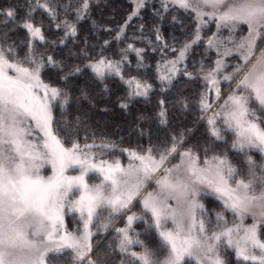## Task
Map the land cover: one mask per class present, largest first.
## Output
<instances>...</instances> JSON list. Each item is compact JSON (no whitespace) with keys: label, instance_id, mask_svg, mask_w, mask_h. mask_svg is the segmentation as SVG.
Instances as JSON below:
<instances>
[{"label":"snow or ice","instance_id":"snow-or-ice-1","mask_svg":"<svg viewBox=\"0 0 264 264\" xmlns=\"http://www.w3.org/2000/svg\"><path fill=\"white\" fill-rule=\"evenodd\" d=\"M133 3L135 7L114 37L116 40L145 6V0ZM161 6L164 11L177 6L194 14L193 38L179 48L169 49L174 57L158 62L156 78L169 87L180 75L203 82L198 106L201 113L211 112V116L200 118L207 124L208 138L202 149L196 146L180 151L185 144L183 134L173 135L169 143L159 147L139 149L117 148L114 142H107V136H100L98 143L94 131L91 142H87V115L70 118L73 88L77 85L69 87V82L85 69L94 82L118 78L126 88L118 107L127 111L132 100L147 97L153 88L136 76L125 78L122 67L127 52H135L142 60L145 50L128 44L121 50L120 60L100 54L86 64L68 67L53 55L37 53V42L48 41L43 25L34 23V13L42 9L50 19H56L53 0L30 2L22 23L16 22L14 9L0 10L4 18L0 23L5 26L0 35V264H53V258H59L65 250L72 253L73 264H111L108 257L113 254L120 255V264H183L186 257L195 259L196 264H231L224 255L227 249L244 264H264V240L257 232V225H264V50L256 55L258 41L264 40V0H196L195 4L193 0H161ZM64 7L80 20L87 14L90 0H79L74 9L71 4ZM209 21H215L217 32L208 38L206 47L216 51L217 59L210 67L201 60L194 74L182 65L193 46L202 41L200 31ZM9 24L12 29L7 28ZM241 24L247 25L248 36L237 43L231 34ZM56 27L64 29V38L52 42V46L63 45L65 38L77 35L75 23L65 20ZM225 28L234 47L221 52L225 42L218 34ZM16 29L26 33L23 55L20 46L9 43L7 32ZM155 32V39L167 48L160 29ZM109 43L104 41L102 47ZM233 51L242 54L244 65H235L225 74L228 66L224 58ZM45 68L58 70V80L64 86L46 82L42 78ZM222 82H229V92H222ZM103 91H108L106 84ZM212 91L216 99L209 102ZM79 93V99H88L84 87H79ZM178 102L187 107L186 101ZM158 105L157 116L165 124L166 101L160 100ZM81 131L85 132L84 143L80 142ZM224 133L233 137L229 150L239 157L235 165L227 153L212 152L217 142L227 143ZM114 151L126 153L128 164H122L119 158H104ZM253 154H259L261 161L257 162ZM176 155L180 162L168 167ZM45 165L51 166L52 175H41ZM76 170L78 175L67 174ZM242 171L247 178L236 179ZM90 174L98 175L99 182L89 183ZM150 184H154L153 191H147ZM207 190L240 222L228 226L221 213L211 212L200 203L198 198ZM136 201L141 203L143 215L131 212ZM66 212L78 213L83 227L67 231ZM257 215L262 219L257 220ZM246 216H251L254 223L246 226ZM113 217L124 220L125 225L113 229L117 241L104 250V255H97L93 237L107 230ZM213 217L217 230L210 231ZM137 222L145 225L143 231L136 230ZM168 222L173 225L170 229L166 228ZM149 235L159 238L155 249L149 246ZM134 247L141 251L132 250ZM157 251L164 252L163 259L157 257Z\"/></svg>","mask_w":264,"mask_h":264},{"label":"trees","instance_id":"trees-1","mask_svg":"<svg viewBox=\"0 0 264 264\" xmlns=\"http://www.w3.org/2000/svg\"><path fill=\"white\" fill-rule=\"evenodd\" d=\"M30 2L34 4L35 0H0V10L14 9L17 14L16 22L22 23L25 13L30 11ZM68 4H71L74 9L78 6L79 0H53V6L57 7L56 19H50L42 9H36L34 23L43 25L44 35L48 41L47 44L37 42L38 54L53 55L56 60L65 62L68 67H76L86 64L89 58H95L100 54L113 60H120L121 50L126 49L128 44H133L136 48H142L145 51L141 53L142 60L137 57L135 52L126 53L127 60L122 65L125 78L136 76L153 85L147 97H136L131 101L129 109L125 111L118 107V104L126 96V88L118 78H108L103 83L94 82L88 70L85 69L78 78L70 81L69 87L73 84L77 85L73 88L74 100L70 110V118L74 120L78 115H87L88 123L85 126L89 130L87 142H91V134L94 131L98 143L100 136H107L109 138L107 142H114L117 148L139 149L140 147L147 148L150 145L159 147L169 143L173 135L183 134L185 144L180 151L189 147L199 146L201 149L206 147L208 138L205 130L207 124L200 119L204 113H201L198 106L200 94L204 89L203 82L199 79L187 80L183 75H180L169 87L156 78L158 62L174 55L169 49L174 46L179 48L184 41L191 37L196 24L193 13L177 6H170L167 11H164L161 2L158 0H147L139 14L128 23L121 38L116 40L114 37L132 10L131 0H90L89 10L85 17L80 20H76L74 12H67L64 6ZM3 19V16H0V21ZM65 20L76 24L77 35L65 38L63 45L57 43L52 46V42L64 38V29L62 27L57 28L56 24ZM141 26L143 27L141 28ZM4 28L3 23H0V35L4 34ZM7 28L12 29V25L9 24ZM156 28L160 29L163 43L167 44V48L162 46L161 41L155 39ZM105 29H111V31H105ZM7 35L10 37L9 43L20 46L21 55H23L22 42L26 39V33L21 29H16L8 31ZM104 41L110 43L106 47H102ZM213 57L214 53L200 42L193 46L187 57V70L195 74L199 69L201 60L204 61L205 67L211 66ZM138 64L142 66H138ZM67 70L66 68L65 71ZM42 78L46 82L64 86L58 80V70L56 69L45 68ZM105 84L108 91H103ZM81 86L88 93L86 100L79 99V87ZM161 89H166V91H161ZM160 100L166 101L167 122L165 124H161L160 118L157 116V112L160 110L158 105ZM178 101H186L187 107L185 108ZM77 108L79 111H76ZM105 108L108 111H102ZM55 114L58 120L61 119L58 109ZM207 116L210 115L205 117ZM186 129H191V131L185 132ZM141 131L143 135H141ZM84 135L85 132L81 131V143L86 142L83 139ZM224 135L227 143L217 142L212 152L216 154L227 153L235 165L239 157L234 151L229 150L233 137L228 133H224ZM66 146H70V144ZM200 154L203 156V152ZM119 155H121L119 151H114L108 157ZM253 155L257 162L261 161L262 158L259 154ZM177 159L178 155L174 159H170V162ZM236 178L247 177L242 171ZM202 199V204L211 212L221 214L224 212L221 203L215 197L204 195ZM137 209H139V201L134 203L131 212ZM124 225L125 221L119 219L106 234L104 231V233L101 232L94 236L95 240H98L95 244L97 255H104V250L115 244L117 234L113 229L124 227ZM215 225L216 220L213 217L210 229L216 228ZM134 227L137 231H143L145 225L137 222ZM261 231L260 235L264 237L263 226ZM148 239L151 241L149 246L154 249L160 244L157 237L149 235ZM132 250L141 251L139 247H134ZM224 255L231 264H244V262L235 259L234 253L230 249L225 250ZM157 257L163 259L164 252L157 251ZM108 259L111 264H120L121 257L119 254H113ZM183 264H196V262L193 259L185 258Z\"/></svg>","mask_w":264,"mask_h":264},{"label":"rangeland","instance_id":"rangeland-1","mask_svg":"<svg viewBox=\"0 0 264 264\" xmlns=\"http://www.w3.org/2000/svg\"><path fill=\"white\" fill-rule=\"evenodd\" d=\"M147 0H145L146 2ZM159 2H161V0H158ZM132 2V10L129 12L128 16L132 13L134 7H135V4L133 3V0H131ZM193 3L195 4L196 3V0H193ZM208 10V9H206ZM140 11V10H139ZM191 11V10H190ZM127 16V17H128ZM194 16V14H193ZM135 17V16H134ZM195 19V18H194ZM196 22V21H195ZM124 25V24H123ZM196 28V24L193 28V32ZM192 32V34H193ZM217 32V28H216V23L215 21H209L207 26L203 27L200 31V35L202 37V43L205 44V46L207 45V40L210 36H212L213 33ZM219 39L223 40L225 43L223 45V47L220 49V51H224L225 49H232L234 47L233 43L229 40V36H230V33L228 31V29H222L220 32H219ZM248 36V28H247V25H238V27L236 28L235 32L231 34V38L232 40L236 41L237 43L240 42V40L243 38V37H246ZM193 38V35H191L190 38H188L185 42L191 40ZM183 43V44H184ZM200 43V42H199ZM182 44V45H183ZM181 45V46H182ZM258 49L256 50V55H259L260 54V51L261 50H264V40L262 41H258ZM180 46V47H181ZM209 50V49H208ZM214 53V57L212 59V61L216 60L217 59V55H216V51L214 49L210 50ZM189 55V54H188ZM241 53L240 52H235L233 51L232 55L231 56H228V57H225L224 58V62L225 64L228 66L226 69H225V74H227L228 72H231L233 70V66L235 65H240V66H243L244 65V61L241 60ZM174 55H172L171 57H168L166 59L168 60H171L173 59ZM163 62V61H162ZM160 62V63H162ZM186 63H187V59L184 63V65H182V67L186 66ZM206 67H210V66H206ZM246 70V69H245ZM242 74V73H241ZM239 77H237L238 79ZM232 84L235 83V81H232L231 82ZM221 88H222V92L223 93H227L230 91V84L229 82H222L221 84ZM204 91V89L202 90V92ZM201 92V93H202ZM216 99V95H215V92L212 91L209 93V102H212ZM223 101L221 100L220 103H222ZM210 115L211 116V112H207V113H204L203 116H206V115ZM185 151V150H183ZM158 156V155H157ZM105 159H115V158H119L122 162V164L124 165H127L128 162H129V157L126 153L119 155V156H114V157H111L109 158L108 156L104 157ZM180 162V157L178 156V159L177 160H174L172 162H169V164L167 165L168 167H171L172 165L174 164H177ZM68 175H78L79 174V171L76 170V171H69L67 173ZM41 175L47 177V176H50L52 175V169H51V166L50 165H45L42 169H41ZM236 179H241V178H236ZM88 182L91 183V184H95V183H98L99 182V176L96 175V174H90V177L88 178ZM232 186L235 185V181H232ZM154 190V184H150V186L147 188V191H153ZM257 191H259V189H257ZM204 195H209V196H212V197H215L216 198V195L214 193H212L210 190H207L205 192V194L201 195L198 199L200 201V203H202L203 201V196ZM75 198V197H73ZM217 199V198H216ZM218 200V199H217ZM218 202L221 203L222 205V201L218 200ZM223 207V206H222ZM132 213H136L137 215H143V212H142V205L141 203L139 202V209L135 210V211H132ZM104 216H107V213H103ZM222 215L224 216V219L228 222V226H233L234 224L236 223H239L240 221L238 220V218L236 216L233 215V213L231 211H228V210H225L224 209V212H222ZM257 220H260L262 219L259 215H257L256 217ZM119 220V218L117 217H113V223L112 225L107 229V230H100L99 233H104L105 231V234L116 224V222ZM243 223L247 226V225H251L254 223V220L251 216H246ZM262 226L264 227V225H257V232L259 234H261V228ZM83 225L81 223V220H80V217H79V214L78 213H67L65 214L64 216V228L69 231V232H72L74 231L75 229L77 228H82ZM173 225L171 224V222H168L166 224V228H172ZM214 230H217L216 228L214 229H210V231H214ZM93 231L96 232V229L93 228ZM104 234V235H105ZM104 237V236H103ZM260 238L262 240H264V237L260 235ZM102 239V238H101ZM98 242V240H95V238L93 237V245L95 247V244ZM72 255V253L69 251V250H65V252L59 257V258H53V264H73V261L72 259L70 258ZM187 258V257H186ZM195 261V259H193ZM196 262V261H195Z\"/></svg>","mask_w":264,"mask_h":264}]
</instances>
